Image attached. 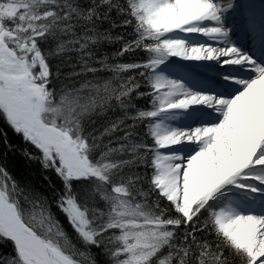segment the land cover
<instances>
[{
    "label": "snow or ice",
    "instance_id": "obj_1",
    "mask_svg": "<svg viewBox=\"0 0 264 264\" xmlns=\"http://www.w3.org/2000/svg\"><path fill=\"white\" fill-rule=\"evenodd\" d=\"M0 144V264H264V0H0Z\"/></svg>",
    "mask_w": 264,
    "mask_h": 264
},
{
    "label": "trees",
    "instance_id": "obj_2",
    "mask_svg": "<svg viewBox=\"0 0 264 264\" xmlns=\"http://www.w3.org/2000/svg\"><path fill=\"white\" fill-rule=\"evenodd\" d=\"M8 136L13 143L22 145V141H20L19 138L14 136L13 133L11 132V130H8ZM0 151H3V145L2 144H0ZM8 167H9L10 171H12L17 176H20L21 174L26 173L28 170L25 161L18 154H16V155L9 154ZM33 167H35V166H33Z\"/></svg>",
    "mask_w": 264,
    "mask_h": 264
}]
</instances>
